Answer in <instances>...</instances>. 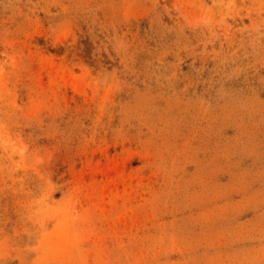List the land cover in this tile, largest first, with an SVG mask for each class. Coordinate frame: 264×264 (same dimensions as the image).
Instances as JSON below:
<instances>
[{"label": "rangeland", "instance_id": "1", "mask_svg": "<svg viewBox=\"0 0 264 264\" xmlns=\"http://www.w3.org/2000/svg\"><path fill=\"white\" fill-rule=\"evenodd\" d=\"M0 264H264V0H0Z\"/></svg>", "mask_w": 264, "mask_h": 264}]
</instances>
